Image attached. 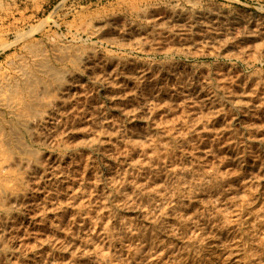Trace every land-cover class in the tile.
<instances>
[{
  "label": "rangeland",
  "instance_id": "1",
  "mask_svg": "<svg viewBox=\"0 0 264 264\" xmlns=\"http://www.w3.org/2000/svg\"><path fill=\"white\" fill-rule=\"evenodd\" d=\"M0 155V264H264V0H0Z\"/></svg>",
  "mask_w": 264,
  "mask_h": 264
},
{
  "label": "bare ground",
  "instance_id": "2",
  "mask_svg": "<svg viewBox=\"0 0 264 264\" xmlns=\"http://www.w3.org/2000/svg\"><path fill=\"white\" fill-rule=\"evenodd\" d=\"M83 59V58H82ZM65 74V73H64ZM67 75V74H66ZM68 76V75H67ZM68 87V85L66 84V83H62V84H60L59 85V89L60 90H64V89H66ZM195 97H197L196 95H195ZM209 99L211 100V101H213V99L211 98V97H209ZM40 121V123L43 121V119H40L39 120ZM1 158H2V155H0V160H1ZM3 159V158H2ZM12 199L13 200H17V199H19V198H23V197H25V194H20V193H16V194H13L12 196ZM23 202V201H22Z\"/></svg>",
  "mask_w": 264,
  "mask_h": 264
}]
</instances>
